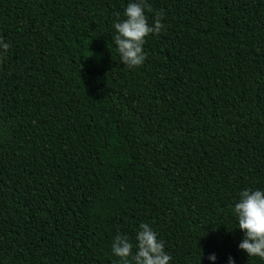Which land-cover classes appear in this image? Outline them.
I'll return each instance as SVG.
<instances>
[{
  "label": "trees",
  "instance_id": "1",
  "mask_svg": "<svg viewBox=\"0 0 264 264\" xmlns=\"http://www.w3.org/2000/svg\"><path fill=\"white\" fill-rule=\"evenodd\" d=\"M127 3L0 0V264H120L140 223L171 264H264L231 212L264 189V0H145L131 69Z\"/></svg>",
  "mask_w": 264,
  "mask_h": 264
},
{
  "label": "clouds",
  "instance_id": "2",
  "mask_svg": "<svg viewBox=\"0 0 264 264\" xmlns=\"http://www.w3.org/2000/svg\"><path fill=\"white\" fill-rule=\"evenodd\" d=\"M146 7L145 0H128L123 9V19L118 18L112 24L111 42L119 61L130 69L144 63L146 38L158 34L163 28L159 15L151 24L148 23ZM8 48L9 44L0 40V55L5 54ZM231 212L237 222L236 229L242 233L238 249L249 258L264 260V189H241ZM134 240L133 243L127 234L119 232L113 237L110 253L118 258L120 264H171L172 258L166 252L164 242L147 223H140ZM207 259L210 264H217L215 253L209 254ZM227 264H235L231 256Z\"/></svg>",
  "mask_w": 264,
  "mask_h": 264
}]
</instances>
